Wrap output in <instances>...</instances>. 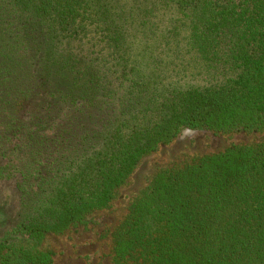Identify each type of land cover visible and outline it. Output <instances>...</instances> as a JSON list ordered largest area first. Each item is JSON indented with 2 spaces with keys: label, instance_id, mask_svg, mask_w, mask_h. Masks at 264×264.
<instances>
[{
  "label": "trees",
  "instance_id": "16d2710c",
  "mask_svg": "<svg viewBox=\"0 0 264 264\" xmlns=\"http://www.w3.org/2000/svg\"><path fill=\"white\" fill-rule=\"evenodd\" d=\"M197 130L264 133V0H0V264H52L47 237ZM112 252L264 264V142L156 173Z\"/></svg>",
  "mask_w": 264,
  "mask_h": 264
},
{
  "label": "rangeland",
  "instance_id": "374dc122",
  "mask_svg": "<svg viewBox=\"0 0 264 264\" xmlns=\"http://www.w3.org/2000/svg\"><path fill=\"white\" fill-rule=\"evenodd\" d=\"M139 48L138 42H136ZM165 81L175 80L169 66ZM187 82L188 78L182 79ZM190 81V80H189ZM182 82V83H183ZM195 83V81H191ZM264 142V133L218 134L211 131H186L173 143L159 148L129 177L120 196L107 209L95 212L86 225L63 237H47L41 248L52 252V264H112L113 234L127 216L133 201L161 170L177 169L197 159L219 153L233 145Z\"/></svg>",
  "mask_w": 264,
  "mask_h": 264
}]
</instances>
